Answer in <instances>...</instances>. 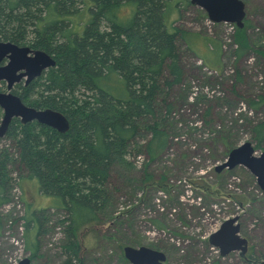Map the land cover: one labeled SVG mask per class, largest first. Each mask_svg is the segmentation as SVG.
<instances>
[{"label": "rangeland", "instance_id": "obj_1", "mask_svg": "<svg viewBox=\"0 0 264 264\" xmlns=\"http://www.w3.org/2000/svg\"><path fill=\"white\" fill-rule=\"evenodd\" d=\"M242 1L247 45L241 52L235 24L211 22L191 4L180 7L174 25L193 34L199 49L194 46L195 53L177 41L183 81L169 98L174 110L165 123L167 146L151 158L144 148L149 134L130 143L127 164L112 168L102 222L79 234L81 264H130L123 257L126 245L163 252V264H245L239 251L221 257L208 243L210 234L235 217L251 256L264 257V191L242 165L216 171L229 151L244 142L252 145L255 156L264 152V0ZM213 44L219 50L213 63H206L199 55H211ZM0 91H5L3 84ZM2 149L15 158L4 136ZM7 171L9 202L0 206V264H18L25 257L31 264H62L64 213L43 211L32 256L25 249L23 217L48 201L35 181L18 178L22 174L14 163ZM145 174L151 176L147 185L142 183Z\"/></svg>", "mask_w": 264, "mask_h": 264}, {"label": "trees", "instance_id": "obj_2", "mask_svg": "<svg viewBox=\"0 0 264 264\" xmlns=\"http://www.w3.org/2000/svg\"><path fill=\"white\" fill-rule=\"evenodd\" d=\"M189 4L0 0V40L45 51L55 61L12 92L26 105L53 109L68 120V129L60 133L35 121L13 119L4 137L15 158L8 149L0 150V206L9 202V163L22 174L18 178L35 181L48 201L41 210L29 208L23 217L25 249L32 256L37 248L34 235L42 226L39 217L51 208L64 213L62 264H81L79 234L102 222L112 168L127 164L130 143L149 134L144 148L151 158L167 146L165 123L174 110L169 98L183 81L177 41L195 53L194 46L199 49L193 34L174 25L180 7ZM246 27L244 21L243 28H235L240 52L247 45ZM213 46L211 55H199L202 61L213 63L219 50ZM149 179L145 174L142 183L147 185ZM245 264H264V257H250Z\"/></svg>", "mask_w": 264, "mask_h": 264}, {"label": "water", "instance_id": "obj_3", "mask_svg": "<svg viewBox=\"0 0 264 264\" xmlns=\"http://www.w3.org/2000/svg\"><path fill=\"white\" fill-rule=\"evenodd\" d=\"M189 3L204 10L211 22L233 23L237 28L244 25L242 0H189ZM4 60L6 61L2 64ZM54 65V59L45 51L10 41H0V81L6 85V91L0 92V137L5 135L13 119H18L22 124L35 121L60 133L68 129V120L62 113L50 108L37 109L28 106L11 92L14 84L23 80L27 85ZM236 165L246 167L256 177L259 188L264 191V152L255 156L252 145L244 142L229 151L226 160L216 167V171ZM236 220V217L226 219L208 238V243L218 248L221 257L232 251H239L241 255L246 252L247 240L240 236ZM123 256L130 264H163L166 260L163 252L146 246L126 245L123 247ZM18 264H31V261L25 257Z\"/></svg>", "mask_w": 264, "mask_h": 264}, {"label": "flooded vegetation", "instance_id": "obj_4", "mask_svg": "<svg viewBox=\"0 0 264 264\" xmlns=\"http://www.w3.org/2000/svg\"><path fill=\"white\" fill-rule=\"evenodd\" d=\"M0 41H3V40H0ZM5 61L6 60H4V62H2V64L3 63H5ZM33 81V80H32ZM31 81V82H32ZM0 83H2L3 85H4V87H5V91H6V85H5V83L3 82V81H0ZM2 84H0V87L2 86ZM17 84H22V85H24V86H26L25 84H24V81L23 80H21L20 82H18ZM29 84V83H28ZM27 84V85H28ZM15 85L16 84H14L13 85V87H12V89H11V92H12V90L14 89V87H15ZM0 92H2V91H0ZM4 92V91H3ZM13 93V92H12ZM251 173V172H250ZM252 174V173H251ZM253 175V174H252ZM254 176V175H253ZM255 177V176H254ZM256 178V177H255ZM257 182V181H256ZM238 222V221H237ZM238 224V223H237ZM239 233H240V230H239ZM241 236V235H240ZM248 249H249V246H248V243H247V249H246V252L243 254V255H241L240 254V252H239V257H240V260L242 261V262H244V263H246L247 261H249V258L250 257H252L251 256V254L249 253V251H248ZM124 257V256H123ZM126 260V259H125ZM19 262V261H18Z\"/></svg>", "mask_w": 264, "mask_h": 264}]
</instances>
